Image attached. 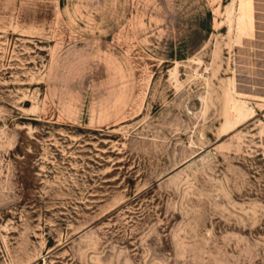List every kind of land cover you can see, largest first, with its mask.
I'll return each instance as SVG.
<instances>
[{"label": "rangeland", "instance_id": "rangeland-1", "mask_svg": "<svg viewBox=\"0 0 264 264\" xmlns=\"http://www.w3.org/2000/svg\"><path fill=\"white\" fill-rule=\"evenodd\" d=\"M0 264H264V0H0Z\"/></svg>", "mask_w": 264, "mask_h": 264}]
</instances>
